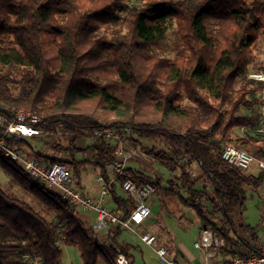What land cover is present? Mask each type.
Returning <instances> with one entry per match:
<instances>
[{"label": "trees", "instance_id": "16d2710c", "mask_svg": "<svg viewBox=\"0 0 264 264\" xmlns=\"http://www.w3.org/2000/svg\"><path fill=\"white\" fill-rule=\"evenodd\" d=\"M251 25L254 33L248 38ZM43 33L57 50V67L44 49ZM259 37L264 40V0H133L125 5L121 0H0V113L26 107L41 116L37 127L71 134L72 146L57 148L72 155L91 151L84 160L58 158L41 152L31 139L18 143L47 165L70 164L78 188L88 163L106 179L111 173L116 143L95 132L130 127L125 140L172 172L165 190L193 208L204 227L226 237L222 253L248 256L259 246L245 239L234 219L247 209L249 190L259 189L264 173H249L222 154L233 144L264 160L260 134L234 132L254 128L263 115L241 113L263 89L262 82L248 78ZM86 133L95 136L94 142L75 146ZM194 164L201 169L198 177L191 171ZM0 166L12 186H22L55 213L49 219L0 184V264H29L26 252L36 253L42 264H63L62 234L66 245L79 248L83 264L100 259L117 264L120 252L135 264L132 251L138 246L121 240L122 225H110L98 237L78 215L79 207L2 150ZM126 179L151 182L154 188L162 182L160 175L152 180L127 165L109 194L122 219L135 207L121 187ZM240 227L258 240L253 225ZM244 243L247 252L239 248ZM166 248L184 263L180 250Z\"/></svg>", "mask_w": 264, "mask_h": 264}, {"label": "rangeland", "instance_id": "374dc122", "mask_svg": "<svg viewBox=\"0 0 264 264\" xmlns=\"http://www.w3.org/2000/svg\"><path fill=\"white\" fill-rule=\"evenodd\" d=\"M132 1L133 0H121V5H125L128 2ZM253 33V25H251L247 33V37H252ZM42 42L44 49L52 63V66L57 67L60 62L57 50L51 43V40L47 38L46 33H43L42 35ZM259 66L264 67V40L262 37L258 38L255 48V58L254 62L250 65L249 74L259 72L258 70H256V67ZM242 112H258L261 115L264 114V88L256 94L255 99H252L250 108H242L241 113ZM257 123L254 128L246 127V129H236L234 130V132L236 135H240L243 134L244 131L246 132L247 130H251L253 133L255 132L257 134H260V139L264 141V133L256 132ZM88 134L89 133L82 135L79 140L74 143V145L80 147L91 145L94 142L95 136ZM70 135L71 134L69 133H64L62 130H59L56 133L47 132L43 135L32 138L31 143L36 148L39 147L41 152H43L44 154H48L53 157L70 159L75 157L78 160L87 159L92 154L91 151L75 152L72 155V153L70 154L68 151L56 147L57 144L64 148L72 146ZM125 141L124 146L127 150V153L132 155L130 160L128 161V166L130 165L133 167H137L145 171V173L148 174L152 178V180H155L156 175L162 176L161 187L156 186L155 191L152 193L148 200V204L152 210V214L149 220H147L143 224L133 223L135 231L124 228L121 235L122 241L129 242L138 246V248L133 249L132 251L135 258V264H161L155 250L147 246L140 240L139 234H143L145 232H151L157 236V241L155 243L156 247L160 245H165L168 247L174 246L175 248L173 250H176V248L178 247L186 254L194 253V255L198 257L197 260H201L202 256L194 247V242L196 238H198V232L201 226H204V222L197 216L193 208L182 202L177 195L171 194L167 190H165V188L170 186L169 179L174 178L172 176V172L163 164L158 162L153 156L146 154V152L142 150L140 146L138 148H135L127 141ZM140 142L144 145H151V142H148L144 139H140ZM254 169L257 175L264 173L257 166H254ZM191 171L192 173H194L193 175H195V177H198V175L201 174V169L197 164L193 165ZM100 174L101 173L98 167L90 163L86 164L82 171V175L79 178V181L81 183L80 188H83L84 190L87 189L92 195H98L102 185V183L98 182L97 180V177ZM76 181L77 179L74 177V183H76ZM0 184L8 193L14 194L22 199L27 200L35 208L41 210L44 214H46L49 219H55V213L51 210H48L45 205L35 199V197L28 190L19 185L12 186L9 182V175L2 169L1 166ZM262 184L264 185V182ZM173 187L176 190L178 189V186L176 185H173ZM256 194H258L257 190H249V200L246 207L247 209L244 211L242 216L239 215L235 217L234 220L237 228L245 237V239L254 243L256 246H260L262 233L264 230V210L261 208L262 199L258 197L259 194ZM105 205L109 208H114L115 206L113 201L110 200V197L107 198ZM76 211L78 215L82 217L86 226L94 235L98 237L102 235L104 236L107 229L95 231L92 228V224L95 221V214L93 212L82 208H77ZM243 223L254 226L253 229L258 234V240L253 241L252 237L250 236V229H248V234L242 230L240 225ZM59 244L63 250V264H83L80 250L77 246H68L64 242H60ZM239 248L243 252H247L248 250V247L245 243L242 244ZM173 253H175V251L169 253V255L173 257ZM97 264H106V262L103 259H100Z\"/></svg>", "mask_w": 264, "mask_h": 264}, {"label": "built area", "instance_id": "2783aa9c", "mask_svg": "<svg viewBox=\"0 0 264 264\" xmlns=\"http://www.w3.org/2000/svg\"><path fill=\"white\" fill-rule=\"evenodd\" d=\"M248 78L262 82L264 88V71L250 73ZM40 120V115L26 107L14 108L9 115L0 113V150L5 156L18 162L26 173L41 181L46 187L60 191L63 197L68 198L75 206L93 212L95 221L92 228L95 231H101L110 225L117 224L135 231L133 223L143 224L149 220L152 210L148 200L155 191L151 182L138 184L133 179H126L122 182V189L135 201V207L127 219H122L115 208L105 205L111 186L124 174L131 156L124 146V141L131 132L130 127L103 128L95 132L97 135L103 134L108 137L116 143V147L109 179L100 174L97 177L98 182L102 183L100 192L98 195L92 196L86 193L83 188L76 187L70 164L55 162L47 165L40 161L36 155L31 154L28 149L18 146V143L23 140L32 139L48 132L36 126ZM256 131L264 133V114L257 123ZM222 156L230 164L241 169L248 170L255 165L264 171V160L256 158L233 144L224 147ZM64 238L65 235L62 234L59 242H63ZM139 238L144 244L155 250L161 264H186L171 257L166 247H156L157 236L155 234L145 232L139 234ZM226 245V237L221 232L211 227H203L194 242V247L202 253V259L187 264H264V230L258 251L251 255L238 254L224 259L221 257V253ZM24 258L29 264H42V259L36 253L26 252ZM116 263L132 264L122 252L118 253Z\"/></svg>", "mask_w": 264, "mask_h": 264}, {"label": "crops", "instance_id": "0c3cea01", "mask_svg": "<svg viewBox=\"0 0 264 264\" xmlns=\"http://www.w3.org/2000/svg\"><path fill=\"white\" fill-rule=\"evenodd\" d=\"M255 166V165H254ZM254 166L253 167H251L247 172H249V173H254V174H256L255 172V169H254ZM261 173V172H260ZM257 175V174H256ZM84 190V189H83ZM85 191H86V193H88V194H90L89 193V191L87 190V189H85ZM257 193L259 194H256V195H258V197H260V199H262V206H261V208L264 210V185L263 184H261V186L259 187V189L257 190ZM90 195H92V194H90ZM92 196H96V195H92ZM152 219H154V218H152ZM204 226H201V228H200V230L203 228ZM200 230H199V232H198V236H199V233H200ZM197 239V238H196ZM160 246H164V247H166L165 245H160ZM248 247V246H247ZM177 249H179L178 247H177ZM182 253H183V255H184V258H183V260H184V263H195V262H198L199 260H197L198 259V257H196V255H194V253H188V254H186L183 250H181V249H179ZM247 251H249V247H248V250ZM255 251V250H254ZM256 252V251H255ZM199 254L202 256V253L201 252H199ZM221 257L222 258H224V259H226V258H229V257H231V256H226V255H224L223 253H221Z\"/></svg>", "mask_w": 264, "mask_h": 264}]
</instances>
